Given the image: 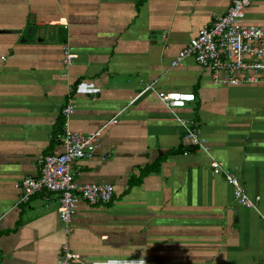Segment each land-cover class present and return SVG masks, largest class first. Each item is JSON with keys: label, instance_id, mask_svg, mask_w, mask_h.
Masks as SVG:
<instances>
[{"label": "crops", "instance_id": "1", "mask_svg": "<svg viewBox=\"0 0 264 264\" xmlns=\"http://www.w3.org/2000/svg\"><path fill=\"white\" fill-rule=\"evenodd\" d=\"M230 2L0 0V264H58L63 245L88 264H264V84L216 83L191 58L170 66ZM241 24L264 27V0ZM63 45L75 55L68 68ZM157 92L194 101L169 110ZM68 94L67 130L115 122L71 168L77 185H111V201H79L66 235L55 194L17 200L36 158L61 152L54 134ZM175 118L192 123L205 150ZM211 161L259 196L257 210L234 202Z\"/></svg>", "mask_w": 264, "mask_h": 264}, {"label": "built area", "instance_id": "2", "mask_svg": "<svg viewBox=\"0 0 264 264\" xmlns=\"http://www.w3.org/2000/svg\"><path fill=\"white\" fill-rule=\"evenodd\" d=\"M256 0H231L224 13L210 24L202 26L197 34L178 51L170 66H177L184 58L208 69L214 82L229 86L239 84H264V27L242 25L244 10ZM75 55L66 45L61 46V64L68 68ZM221 75V77H219ZM150 88L146 87L143 91ZM157 99L169 110L181 109L194 101L189 92H157ZM73 100L68 94L60 114L63 117V130L56 135L61 148L58 154L40 155L36 158L37 176L24 177L18 188L17 203H26L33 195L44 191L56 195V214L60 227L66 235L71 233V219L77 203L84 201L89 206L105 205L111 201L113 189L109 184H82L74 182L72 165L90 158L97 146L101 129L112 125L114 118L105 122L100 129L89 132H71L66 129L68 117L73 111ZM185 129L184 136L195 150H205L204 142L192 123L175 118ZM187 153L184 152L183 155ZM212 174L221 175L231 188L234 202L243 208L257 210L259 196L250 197L234 174L224 169L216 161L210 162ZM264 224V207L260 212ZM264 236V229H263ZM58 264H88L77 253L70 252L63 245L60 248Z\"/></svg>", "mask_w": 264, "mask_h": 264}, {"label": "trees", "instance_id": "3", "mask_svg": "<svg viewBox=\"0 0 264 264\" xmlns=\"http://www.w3.org/2000/svg\"><path fill=\"white\" fill-rule=\"evenodd\" d=\"M60 118H61V125L63 124V117L60 114ZM62 130H59L57 133L54 134V137L56 138V135H58L59 133H61ZM54 138V139H55Z\"/></svg>", "mask_w": 264, "mask_h": 264}]
</instances>
